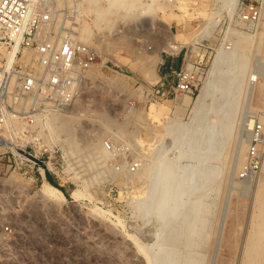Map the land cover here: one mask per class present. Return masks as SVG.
Returning <instances> with one entry per match:
<instances>
[{"label": "rangeland", "instance_id": "374dc122", "mask_svg": "<svg viewBox=\"0 0 264 264\" xmlns=\"http://www.w3.org/2000/svg\"><path fill=\"white\" fill-rule=\"evenodd\" d=\"M42 1L50 32L73 35L97 56L72 105L56 112L78 118L75 151H68L62 133L36 127L52 148L48 172L64 198L44 199L37 173L0 162L1 219L13 232L5 237L0 228V264H241L255 196L264 185L263 162L254 177H238L248 120L264 130V2L257 29L247 30L227 24L218 4L215 22L209 23L213 0H122L130 10L108 11L107 0ZM232 30L249 35L241 45L246 56L241 75V51L228 56L235 48ZM172 36L177 51L166 45ZM225 43L227 56L214 74L215 55ZM188 64L194 71L197 64L204 67L192 95L170 87L176 82L170 70ZM209 81L205 108L194 117V101ZM184 96L190 102L179 107ZM232 100L237 105L229 112ZM93 147L98 153L88 151ZM160 164L174 171L165 196L180 200L164 215L156 205ZM181 180L188 184L178 196ZM149 188L154 198L148 203ZM74 189L82 195L75 196ZM136 243L152 247L143 251Z\"/></svg>", "mask_w": 264, "mask_h": 264}, {"label": "built area", "instance_id": "2783aa9c", "mask_svg": "<svg viewBox=\"0 0 264 264\" xmlns=\"http://www.w3.org/2000/svg\"><path fill=\"white\" fill-rule=\"evenodd\" d=\"M263 2L236 0L229 12L228 0H213L209 23L215 22L218 4L227 24L255 30ZM44 8L42 0H0V162L7 168L13 166L37 173L41 182L47 180L46 173L51 169L52 148L45 140L46 133L37 130L45 129L38 118L72 105L81 92L84 72L91 68L97 56L93 47L75 40L73 35L50 32L51 19L45 18ZM223 46L229 48L228 43ZM29 51L32 57L28 56ZM191 65V68L186 65L170 70L176 78L175 85H170L173 91L192 95L198 90L201 76L197 74H202L204 67L197 64L194 71ZM9 115L17 121L11 132L7 128ZM263 137L262 124L254 122L247 135L245 159L238 173L240 179L252 178L261 170ZM105 145L110 148L108 142ZM1 197L0 228L8 237L13 234L12 226L1 219L5 213Z\"/></svg>", "mask_w": 264, "mask_h": 264}, {"label": "bare ground", "instance_id": "6f19581e", "mask_svg": "<svg viewBox=\"0 0 264 264\" xmlns=\"http://www.w3.org/2000/svg\"><path fill=\"white\" fill-rule=\"evenodd\" d=\"M108 1V7H106L104 9V11H108V10H111V9H115L117 10L118 8H123V9H126L128 10L129 8H126V3L127 2H124L122 0H107ZM229 1V12L230 11V8L233 10V7L236 3V0H228ZM159 2V1H158ZM132 4V3H130ZM133 7V6H131ZM130 10V9H129ZM234 30V29H233ZM231 31L232 34L235 35V39L233 40L232 43H234V46L235 48H233L231 51H228L231 52L228 54V56L233 59L234 57H236V53H237V50L239 49L241 51V54H240V64H239V67H238V70H237V75H241L243 74L244 70H245V61H246V56L245 54L243 53V51L245 50V48L243 46H241L243 43H247L248 41V38H249V35H246L242 32H236V31ZM167 47L169 48V50L171 51H177L178 47H179V44L174 42L173 41V36L172 37H169L167 43H166ZM233 46V47H234ZM157 52V51H156ZM3 55L5 56H10L9 54L5 53V52H2ZM29 54V53H28ZM227 50L225 49V47L223 45H221L218 50H217V53L215 55V58H214V61H213V67H212V70L211 72L214 73V70H216V67L218 66V64H220V62L227 56ZM156 55V54H155ZM154 57V56H153ZM159 57V56H158ZM228 58V57H227ZM229 58V59H230ZM152 59V58H151ZM156 59V58H155ZM230 59V61H231ZM156 61V60H155ZM225 61V60H224ZM229 61V62H230ZM232 62V61H231ZM230 62V63H231ZM233 63V62H232ZM231 63V64H232ZM223 64V63H222ZM188 67L190 68L191 67V64H188ZM219 67V66H218ZM219 69V68H218ZM217 72V70H216ZM157 74V73H156ZM215 74V73H214ZM233 74V73H232ZM234 75V74H233ZM232 75V76H233ZM231 76V78H232ZM236 76H234L235 78ZM218 78V77H217ZM230 78V77H229ZM239 78V77H238ZM257 77L256 76H253L252 80H255ZM224 81V80H223ZM211 83L212 81H209V82H205V84L201 87L195 101H194V106H193V113H194V117L198 115L199 112L203 111V109L205 108V99L206 97L208 96L209 94V89L211 87ZM247 84H250L248 86L249 88V92L252 96V90H253V85H254V82H250V78L247 82ZM264 83L260 84V87H263ZM242 86V85H241ZM242 87H240L241 89ZM243 89V88H242ZM246 90V87L244 88V91ZM260 90V89H259ZM230 93V92H229ZM235 95V94H234ZM233 96V95H232ZM240 97V96H239ZM176 101V100H175ZM190 102V99L189 97L187 96H184L180 99V101L178 102V106L180 107L181 105L184 107L186 105H188V103ZM230 102V101H229ZM237 105V102L236 100H232V103H231V106H230V110L229 112H232L234 111V107L236 108ZM175 107V106H174ZM160 108V107H159ZM66 109V108H65ZM63 109V111L65 110ZM175 109V108H174ZM178 109V107H177ZM161 110V109H160ZM176 110V109H175ZM153 111H154V108H153ZM61 112V111H60ZM67 112V111H66ZM228 112V113H229ZM224 117L226 115H223ZM78 120L77 116L75 115H71L69 113H56V112H52V113H49V114H46L43 118H38V121H40L39 123L42 124V126L46 127L48 129V131L50 133H48L49 135L52 134V133H55L56 135H58V133H62L64 135V137L61 139L64 144L67 146L68 148V151L71 152V151H75V141H74V129H73V125L75 124V122ZM110 122L111 120H106V122H104V125L103 127L105 128V130H108L109 128V125H110ZM253 120L252 119H249L248 120V126L249 129L252 127L253 125ZM13 126H16L17 127V121L16 120H13L12 119V115H9V120L7 121V128L8 130L11 132V129ZM120 127V126H119ZM123 127V126H122ZM249 129L245 130V135L247 137V134L249 132ZM13 130V129H12ZM46 131V130H45ZM117 131V130H116ZM171 131V130H170ZM114 133V132H113ZM123 134V133H122ZM12 135V134H11ZM52 136V135H51ZM53 137V136H52ZM51 138V137H50ZM58 138V137H57ZM264 138V137H263ZM59 139V138H58ZM248 140V139H247ZM243 142V141H242ZM245 144V143H244ZM243 146V145H242ZM63 147V146H62ZM242 148V147H241ZM245 148V147H244ZM85 149V148H83ZM82 149V150H83ZM94 147L91 148L90 150L88 151H91V153L95 152L98 153V151H93ZM102 151H105L104 148H102ZM240 154V153H239ZM242 154V153H241ZM240 154V155H241ZM238 155V154H237ZM221 156V155H220ZM99 157V156H98ZM239 157V155L237 156ZM263 163H264V160H263ZM171 165V164H170ZM156 169V168H155ZM154 169V170H155ZM159 173L160 174V177H159V182H161V188L158 186V188L161 189V194H160V197L159 199H157L156 201V205H157V208L162 212L161 214L164 215L163 212H170L172 211L173 209H175L179 203V197H177V195H172V197L170 198H167L166 193L169 191L170 189V183L171 180H170V177H173V172L172 169H170V167L167 165V164H160L157 169H156V173ZM175 174V173H174ZM158 175V174H156ZM154 177V176H153ZM157 177V176H156ZM9 179V178H8ZM7 178L5 179L6 181L8 180ZM193 178L191 177L189 180V184H190V181L192 180ZM149 180V179H148ZM153 180H155L153 178ZM9 181V180H8ZM169 181V183H168ZM10 183L13 182V181H9ZM154 181H152V184L154 185L153 183ZM157 183V182H156ZM192 183V182H191ZM41 187H40V190H39V193L41 195V197H43L44 199L46 200H52V201H58L60 199H63L64 198V194L61 192V190L54 186L53 184H51L49 181L47 180H43L42 183H41ZM159 184V183H158ZM184 184H188L186 181L184 180H181V182H179L177 184V187L175 188V191H176V194L178 193H182L183 190H186L187 188H185L186 186H184ZM151 185L152 187H155ZM157 185V184H156ZM149 187V186H148ZM189 187H192L191 185L188 186ZM260 189L257 190V193H256V196H255V204H256V208L254 206V209L253 210L254 212L252 213V216H251V219H250V222H249V228H248V232H247V235L245 237V240H244V243H243V247H242V259H241V264H264V185L262 187H259ZM150 189V188H149ZM156 189V188H155ZM159 189V190H160ZM191 189V188H190ZM149 194L148 196L145 198V201L146 202H150L152 199L150 198V196H153V194L151 195V192H152V188L149 190ZM155 192V190H154ZM153 192V193H154ZM73 194L76 196V195H82L80 193V191L78 189H74L73 191ZM86 195V194H85ZM147 195V194H146ZM145 195V196H146ZM179 196V194H178ZM154 198V196H153ZM148 199H150V201H148ZM144 201V200H143ZM144 201V202H145ZM146 202L144 203V205L146 204ZM153 202V201H152ZM141 203V202H140ZM187 203V202H185ZM152 204V203H150ZM149 204V206H150ZM155 205V204H154ZM155 205V206H156ZM194 205V204H193ZM147 206V204H146ZM153 206V204L151 205ZM148 207V206H147ZM193 207V206H192ZM197 210V207L194 206ZM156 208V207H154ZM153 208V209H154ZM199 208V207H198ZM94 209V208H93ZM193 209V208H192ZM194 210V209H193ZM194 210V212L196 211ZM94 211V210H93ZM102 211V209H101ZM199 212V211H198ZM102 213V212H101ZM182 213V212H181ZM99 214V213H97ZM193 216V215H192ZM196 216L195 215V218L193 217L194 221H192V228L193 226L195 225L196 223ZM204 218V217H203ZM188 231V230H187ZM174 239V238H172ZM135 242V241H134ZM137 244V243H136ZM137 247L140 249V250H145V249H149L152 247H143L142 245L140 244H137ZM143 250V251H144ZM149 250H148V253H149ZM147 253V255H148ZM146 255V256H147ZM150 256V255H149ZM152 256V255H151ZM151 259H153V257H150ZM152 262V261H151ZM157 262V261H156ZM149 263V262H148ZM152 264V263H151Z\"/></svg>", "mask_w": 264, "mask_h": 264}, {"label": "trees", "instance_id": "16d2710c", "mask_svg": "<svg viewBox=\"0 0 264 264\" xmlns=\"http://www.w3.org/2000/svg\"><path fill=\"white\" fill-rule=\"evenodd\" d=\"M46 175H47V180H48L51 184H53L54 186H56V187H58L59 189L63 190L62 187H61V186H60L55 180H53V179L50 177V175H49L48 172L46 173Z\"/></svg>", "mask_w": 264, "mask_h": 264}, {"label": "crops", "instance_id": "0c3cea01", "mask_svg": "<svg viewBox=\"0 0 264 264\" xmlns=\"http://www.w3.org/2000/svg\"><path fill=\"white\" fill-rule=\"evenodd\" d=\"M168 68L171 69V64H170L169 62H168L167 64H165V69H166V71L168 70ZM166 71H165V72H166ZM165 75H166V73H165ZM165 75H164V76H165ZM164 76H163V78H164ZM161 78H162V77H161ZM161 78H160V79H161ZM60 190H61V189H60ZM61 192H62V190H61ZM62 193H63V192H62Z\"/></svg>", "mask_w": 264, "mask_h": 264}]
</instances>
